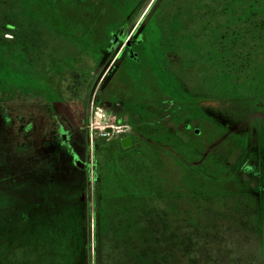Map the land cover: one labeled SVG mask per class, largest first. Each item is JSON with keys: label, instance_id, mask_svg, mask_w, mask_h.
<instances>
[{"label": "rangeland", "instance_id": "obj_1", "mask_svg": "<svg viewBox=\"0 0 264 264\" xmlns=\"http://www.w3.org/2000/svg\"><path fill=\"white\" fill-rule=\"evenodd\" d=\"M102 2L110 4L106 18L91 22L85 10L97 15ZM53 3L0 0V190L29 187L21 201L32 220L20 225L36 229L29 238L0 232V264H133L128 254L142 247L151 250L150 264H264V230L254 229L229 203L191 196L179 155L131 124L167 139L154 132L161 120L145 107L174 97V121L189 127L202 122L204 129L196 132L205 143L221 131L226 138L237 134L263 166L264 0ZM139 15L133 42L118 54L115 41L108 50L103 34L130 29ZM132 54L152 69L143 71L145 87L130 82L140 83L138 68L127 62ZM151 80L159 91L151 89ZM69 130L79 140L80 146L68 148L75 153V147L76 158L65 147ZM128 135L134 143L121 160V139ZM59 146L66 155L57 156ZM16 150L25 153L12 167L3 166V152ZM109 171L142 202L130 209L115 183L117 209L107 205L102 178ZM130 217L135 229L127 226Z\"/></svg>", "mask_w": 264, "mask_h": 264}, {"label": "trees", "instance_id": "obj_2", "mask_svg": "<svg viewBox=\"0 0 264 264\" xmlns=\"http://www.w3.org/2000/svg\"><path fill=\"white\" fill-rule=\"evenodd\" d=\"M42 4L55 3L57 7H63V5L66 3L67 0H39ZM89 1V0H88ZM158 1V0H155ZM53 3V4H54ZM102 6H99V14L97 12L96 14L90 13L89 9L86 11V18L88 20H91V22H95L96 18L99 15V21L106 18L107 12L109 11V3H101ZM36 5V4H35ZM25 11L31 12L27 7L25 6ZM33 10V9H32ZM96 11V10H95ZM139 17L134 21V24L130 29H126L121 32V29L118 27L112 28L111 31H107L103 34L104 39H106V47L108 46V50H112L110 47L113 46V42L115 41L116 44L114 45L116 54H118V49L121 45L125 44L124 49L128 47V43L134 40V35L130 34L134 31L139 19ZM125 17H122L124 19ZM138 31V30H136ZM130 36V39H128ZM119 38V40H117ZM139 44V42L137 43ZM115 54V55H116ZM114 55V56H115ZM128 58L127 62H132L135 64L134 68H138V70L134 69L135 75H137V80H140V83L138 81L133 82L130 79V82L132 86L138 88V87H145L147 85L146 83H143L141 79H143L144 75H146L147 72H152V69H144V67L141 65V62L139 60V57L135 54L131 57L126 56ZM132 66V64H131ZM143 71L145 74L143 75ZM152 75H156L154 72ZM153 76V77H154ZM156 77V76H155ZM155 79V78H154ZM160 83L164 85L166 90H170L172 92L171 87L169 84L164 83L163 80H161V76L159 77ZM158 80V79H157ZM152 81V80H151ZM143 84V85H142ZM141 85V86H140ZM152 86L151 89L155 91H159V88H157L155 80L151 82ZM149 87V85H148ZM168 88V89H167ZM147 95V94H145ZM149 95V94H148ZM154 99V98H153ZM159 101H156L157 107H153L151 104L154 101H151V103L145 107L146 110H149V114L156 115L155 117L159 118L161 121L153 126L154 132L156 133H167V139H160L155 136H151L146 132V130L142 129L139 124H133L134 129L136 132H139L137 134L141 135L142 137L147 138L148 140L154 142L163 144L170 148V150L175 151L177 153L178 158V165L179 170L181 171V174L185 179L188 180V192L190 190L191 196H193L195 199H211L210 201H213V198H215L217 201L221 203H229L232 205V208L235 210L236 213L241 215V217H246L252 227L255 229L257 228L261 233L264 230V217L262 214V210L264 208V194H263V184L261 179V172L264 170V165L260 164L258 162L257 157L255 154L249 153L247 149H244L243 146H241V143L239 139L237 138V134H233L230 138H226L224 135V131L219 132V135L213 137L211 141L208 143H205L202 140V136H200V132H196L199 129H204V124L202 122L198 121H192L193 127H189L188 121L186 123L176 122L171 117V110L174 109V106L177 104V99L174 97L169 96H162L161 98H157ZM181 98L179 99V101ZM195 99H192V102H195ZM155 104V103H154ZM159 105V106H158ZM151 111V112H150ZM134 117L140 116L138 112H132ZM143 121L146 120V118H143V116H140ZM123 122L122 119L119 120V123ZM142 122V121H141ZM140 123V122H138ZM203 124V125H202ZM225 129V128H224ZM136 134V133H135ZM202 140V141H201ZM61 143V139L58 138L55 141V145H59ZM193 146V147H192ZM230 146H234L235 150L234 152H231L229 150ZM192 147V148H191ZM60 148L58 147V155H66V152L63 150L60 151ZM120 159L123 158V156L128 150H124L122 146L120 145ZM39 151L38 156L40 159L44 157V152ZM25 152H21L19 150H16V152H12L8 155L3 152L2 160L6 164H2L3 166H13V161H17L18 158H21ZM69 155V154H68ZM47 158V157H46ZM39 159V160H40ZM109 159H111L112 162H116V157L114 151H111V154H109ZM46 160V159H45ZM49 160V159H48ZM122 160V159H121ZM199 165V166H198ZM12 173V172H11ZM118 174H116L117 176ZM103 196H104V202L107 205H113L114 209H117V206L115 205L116 201L113 200V185L117 183L121 188L123 193L126 195V203L129 202L130 209L132 208L133 203L137 204L139 202H142L141 200L133 197L129 192L126 191V185H124V179L119 176L117 178H114L115 176L111 171H109L108 175L103 174ZM19 176H17L18 178ZM244 178V179H243ZM246 179V180H245ZM193 180V183L199 185V187H202L203 189H195L193 188L191 182ZM251 180V181H249ZM246 184L248 185V188L246 187ZM253 184V185H252ZM197 186V185H196ZM251 187V188H250ZM257 190H260V193H257ZM29 192L28 186H22V185H11L9 187H5V189L0 190V232L1 233H11L15 236V238H29V236L34 232L36 234V229L31 230L29 229V226L26 224L24 227H21L22 219H25V221H31L32 216L30 213H28L24 206H28L25 202L21 201L22 196ZM116 199V197H115ZM25 200V199H23ZM129 210V208H128ZM122 211L125 213L128 212L123 207ZM123 212L121 215H123ZM131 212V211H130ZM247 214V215H244ZM128 217V216H127ZM129 218V217H128ZM126 220V219H125ZM123 222V221H122ZM124 225L125 223H122ZM126 222V221H125ZM98 225H99V218H98ZM134 222L132 217L127 221V226L131 229H135L133 227ZM41 234H44L42 232ZM40 234V235H41ZM37 236V235H36ZM99 235H97V240ZM40 238V237H39ZM36 239V238H35ZM129 255V259L132 260L135 264H150L152 261V255L150 248L142 247L139 251H133ZM126 255V256H128ZM100 256V255H99ZM100 259V258H99ZM89 263L86 264H95Z\"/></svg>", "mask_w": 264, "mask_h": 264}, {"label": "flooded vegetation", "instance_id": "obj_3", "mask_svg": "<svg viewBox=\"0 0 264 264\" xmlns=\"http://www.w3.org/2000/svg\"><path fill=\"white\" fill-rule=\"evenodd\" d=\"M130 39V38H129ZM125 47V44L123 45V48ZM123 48H121V50L123 49ZM121 50H119V51H121ZM119 53V52H118ZM68 131V129H66V127H65V132H67ZM70 131V133H73V134H71V139H69V143H66L65 144V147H66V149H67V152H68V148L71 146V145H75V147H78V146H80V144L78 143L79 142V140L78 139H76L75 138V136H74V134H75V130L72 132L71 130H69ZM59 137H62V135H61V133H59ZM125 137H127V136H125ZM78 140V141H77ZM63 144V143H62ZM75 147L73 148L74 149V152L75 153H73L71 150H69V152L68 153H70V155L71 156H74V158H76L77 157V153H76V149H75ZM73 158V159H74ZM75 160V159H74ZM79 160V162H82V161H80V158L78 159ZM84 164V163H83Z\"/></svg>", "mask_w": 264, "mask_h": 264}, {"label": "water", "instance_id": "obj_4", "mask_svg": "<svg viewBox=\"0 0 264 264\" xmlns=\"http://www.w3.org/2000/svg\"><path fill=\"white\" fill-rule=\"evenodd\" d=\"M133 143H134V139L132 136H127L121 139V145L124 149H128L132 147ZM76 166H80L79 163H76Z\"/></svg>", "mask_w": 264, "mask_h": 264}, {"label": "built area", "instance_id": "obj_5", "mask_svg": "<svg viewBox=\"0 0 264 264\" xmlns=\"http://www.w3.org/2000/svg\"><path fill=\"white\" fill-rule=\"evenodd\" d=\"M100 118H101V117H99V120H101ZM128 136H129V135H128Z\"/></svg>", "mask_w": 264, "mask_h": 264}]
</instances>
